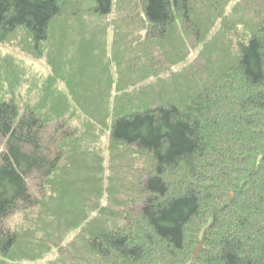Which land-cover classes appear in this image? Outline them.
<instances>
[{
	"label": "trees",
	"instance_id": "trees-1",
	"mask_svg": "<svg viewBox=\"0 0 264 264\" xmlns=\"http://www.w3.org/2000/svg\"><path fill=\"white\" fill-rule=\"evenodd\" d=\"M235 1L0 0V46H54L41 84L0 63V264H264V0Z\"/></svg>",
	"mask_w": 264,
	"mask_h": 264
},
{
	"label": "rangeland",
	"instance_id": "rangeland-1",
	"mask_svg": "<svg viewBox=\"0 0 264 264\" xmlns=\"http://www.w3.org/2000/svg\"><path fill=\"white\" fill-rule=\"evenodd\" d=\"M240 0H236L235 2H230L228 5V17L231 14L230 11H233L236 6L238 5V3H242L239 2ZM243 1V0H242ZM71 2V1H69ZM74 2H84V7L87 6L89 7V4L91 2V0H74ZM238 8V7H237ZM236 8V9H237ZM243 9L241 10H237L235 12H237V16H239L238 18L243 17L244 15V10L245 7H242ZM77 16H71L77 20H89V15L88 13H83L82 11H77ZM69 19H73L68 17ZM78 23V22H77ZM61 25L63 26L64 24L61 23ZM77 25V24H76ZM75 25H73L74 27ZM55 28H58V25L55 26ZM25 40L22 41V37L20 36V34L15 33L12 36H10L8 38V40L5 43H2L0 46V63L2 62H6L9 65L11 64L12 66H14L15 68L21 63L25 64V67H21L20 69H24L25 72L28 71V74H32L33 71H36L39 73L40 76H38V79L36 77V75H34L33 80L35 82H40L42 81L43 76H48L52 73V68L49 65V56L51 55V53H54V46L51 42H49L45 47H47L44 51H43V56L40 55L39 58H37L35 55L32 54V52L25 46L23 45L22 42H24ZM3 60V61H2ZM49 62V63H48ZM32 67H34L33 70ZM28 69V70H27ZM26 78V75H24L21 79V81H24ZM59 125L58 123H53L50 124L48 127V132L45 135V144L51 146L56 138H60L62 136V130H60L59 132L57 131ZM6 151V142L3 139H0V164H1V160H2V154ZM35 184H41V182L39 183V181H36ZM36 191L39 190V188L35 187ZM40 192V191H37ZM144 203V202H143ZM143 203H139L138 205H136L135 209L136 211H142L145 207V204ZM105 205V200H103V202L101 203L100 206H104ZM9 222L11 224H13L15 222L14 218H10ZM201 246H198V248L196 249L197 255L200 251ZM195 252V254H196Z\"/></svg>",
	"mask_w": 264,
	"mask_h": 264
},
{
	"label": "water",
	"instance_id": "water-1",
	"mask_svg": "<svg viewBox=\"0 0 264 264\" xmlns=\"http://www.w3.org/2000/svg\"><path fill=\"white\" fill-rule=\"evenodd\" d=\"M196 255H197V252H196Z\"/></svg>",
	"mask_w": 264,
	"mask_h": 264
}]
</instances>
